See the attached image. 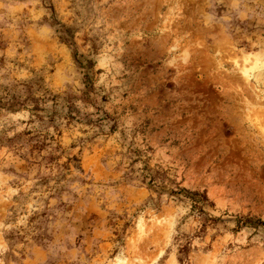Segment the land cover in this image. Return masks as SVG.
I'll use <instances>...</instances> for the list:
<instances>
[{
    "label": "rangeland",
    "instance_id": "rangeland-1",
    "mask_svg": "<svg viewBox=\"0 0 264 264\" xmlns=\"http://www.w3.org/2000/svg\"><path fill=\"white\" fill-rule=\"evenodd\" d=\"M0 264H264V0H0Z\"/></svg>",
    "mask_w": 264,
    "mask_h": 264
},
{
    "label": "trees",
    "instance_id": "trees-1",
    "mask_svg": "<svg viewBox=\"0 0 264 264\" xmlns=\"http://www.w3.org/2000/svg\"><path fill=\"white\" fill-rule=\"evenodd\" d=\"M194 196L197 197L196 194H195ZM195 197H193L192 199L196 200L195 203H197V204H198V203H201L202 201H204V202L206 201L205 198H203V199H198V200H197V199H195ZM194 200H193V201H194ZM255 224L258 225V223H255Z\"/></svg>",
    "mask_w": 264,
    "mask_h": 264
}]
</instances>
